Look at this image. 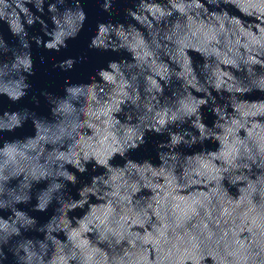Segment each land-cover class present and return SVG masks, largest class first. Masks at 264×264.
<instances>
[{
  "label": "water",
  "instance_id": "water-1",
  "mask_svg": "<svg viewBox=\"0 0 264 264\" xmlns=\"http://www.w3.org/2000/svg\"><path fill=\"white\" fill-rule=\"evenodd\" d=\"M0 264H264V0H0Z\"/></svg>",
  "mask_w": 264,
  "mask_h": 264
}]
</instances>
